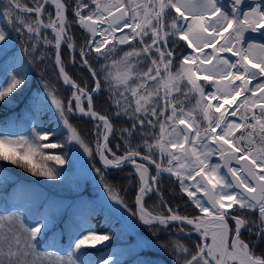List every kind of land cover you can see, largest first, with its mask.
I'll return each mask as SVG.
<instances>
[{"label":"snow or ice","instance_id":"snow-or-ice-1","mask_svg":"<svg viewBox=\"0 0 264 264\" xmlns=\"http://www.w3.org/2000/svg\"><path fill=\"white\" fill-rule=\"evenodd\" d=\"M30 2L31 7L24 0L0 4V51L13 33L22 36L24 51L34 62L50 60L72 93L65 102L45 82L41 96L29 102L28 134L0 129V163L59 180L57 166L67 163L63 149L76 145L89 157H99L102 167L95 172L108 198L137 217L153 237L160 228L168 236L197 234L192 248L179 239L154 245L169 252L173 264H264V248L256 251L264 245V0H75L73 20L68 19L65 0ZM73 23L87 33L82 45L71 34ZM181 42L189 51L177 61ZM62 44L73 64L78 52L80 65L93 78L91 90L66 71ZM121 46L128 50L118 56ZM48 47L54 50L51 56L39 51ZM26 79L22 68L6 74L0 81V102L9 103ZM102 80L115 108L113 117L130 122L119 129L123 147L121 142L111 144L113 120L94 108L93 96L102 91ZM193 97L195 104L186 109ZM47 112L55 126L44 130L41 114ZM76 112L96 122L94 142L86 141L70 122L69 114ZM137 136L139 143H133ZM48 161L55 163L49 166ZM125 167H132L138 177L136 211L104 175ZM164 174L176 179L198 215L181 214L179 205L163 199L159 183ZM153 194L162 211L145 205ZM13 221L17 227L5 228V222ZM53 225L48 215L26 224L22 213L0 211V264H34L42 250L50 254L47 249L54 245L41 242ZM110 239L111 233H98L83 221L71 250H56L64 253L58 255V264H118L111 254L82 259Z\"/></svg>","mask_w":264,"mask_h":264},{"label":"trees","instance_id":"trees-1","mask_svg":"<svg viewBox=\"0 0 264 264\" xmlns=\"http://www.w3.org/2000/svg\"><path fill=\"white\" fill-rule=\"evenodd\" d=\"M4 2H6V0L1 2V4ZM65 2L69 4V11L67 13L68 19L73 20L74 17L71 12V7L74 5L75 0H65ZM85 2H87V0H85ZM24 3L31 5L30 0H24ZM45 11L52 12V14H54L53 12L54 9L50 6H46ZM71 34L74 37L77 46L82 45L87 39V33L79 25L75 23H73L72 25ZM47 35L49 36V38L52 37V33L50 30L47 31ZM12 38H13L14 46L12 45L13 47L11 46L9 49H5V52L2 55L5 58H9L13 60L12 70L7 73L5 69H3L4 64L2 63V60H0V63H1L0 64V70H1L0 80L3 81L5 79L6 74H11L13 72L18 73L21 68L26 73L27 79H26L25 84L20 89H18L16 92L12 94V96L9 98L10 100L9 103L0 102V125H3V127H6L8 125V123H6L7 119L11 121V118L9 117L13 114V112L18 111V109L23 105V103L28 98L33 96V91L35 89L40 90V85L44 84L45 82L55 86V88L58 89V95L62 97L65 100V102L71 96V93H72V89L70 87H65L61 84V82L59 81L57 77L55 66L50 60H46L44 62H39V61L34 62L32 60V57L27 52L24 51L25 41L23 37L13 33ZM39 51H44L49 56H51L54 50L51 47H48V48H41L39 49ZM68 52L69 51H68L67 46L64 45L61 50V57L65 65L67 64ZM121 53L118 52L117 55L119 56ZM75 57L78 59L77 61L78 63H75L67 71L76 81L80 82L82 85L84 83H87L88 88L91 89L93 87V78L89 74L88 70L85 67L80 65L79 63L80 57H79L78 52L75 54ZM101 63H103V61H101ZM96 66L97 65L93 63V67H96ZM101 86H102V91L94 97V107L99 112H102V113L107 112L109 114V117L113 120V123L116 128V131L113 137L110 138L111 144L114 146L115 143L121 142V145L123 147V144L120 138L119 129L121 127H125V128L130 127V122L127 119L113 117L115 108L113 106L112 109L111 108L109 109V102H108L109 92L107 90L108 85L104 83V81L102 80ZM50 116H51V113L41 114V119H43L46 122L44 130H49L51 127L55 126L54 122H51L49 120ZM69 120L75 127H77L78 131L80 132V134L86 141L90 143L94 142V139H95L94 124L96 123L95 121L88 120V119H85L79 116H74L73 114H69ZM133 143H139L138 136L133 138ZM141 151H143V149H141ZM63 153H66L67 163L64 165L57 166V167L61 171L67 168L70 169V167L74 168L75 164L74 162L72 163L71 157L68 151H65L63 149ZM118 154H121V153L118 152ZM47 163L49 164V166H52L54 165L55 162L48 161ZM0 167L3 168L5 172L9 170L11 172L14 171V173L16 174L18 173L24 179L25 182L40 181V179H38L39 176H35L32 173L28 172L27 170L19 168L17 166L9 165L6 163H0ZM132 170L133 169L130 167V168H124L120 171L112 170L111 172L112 174L104 173L107 181L110 184L114 185L116 188H118V190H121V188L125 189L124 193H129L130 199L132 197V193L134 197L136 188L138 186V178L135 174H133L134 172L132 173ZM129 173H132V175L129 176ZM118 175L120 176V178L118 177ZM63 179L64 180L60 178L59 180H56V182L63 183V186L65 185L69 186L68 184L69 181L67 180L66 175H64ZM115 179L117 182L115 181ZM9 180H10V177H8V174H7L4 177V180L2 183L3 184L8 183ZM99 181L101 182L100 177H99ZM89 184H90L89 186H91V183ZM5 187H6L5 189L7 190L8 189L7 185ZM159 187H160V191L163 193V199L167 201V203L173 207H175L176 205H179L181 214H187L190 216L198 214V210L194 208V206L187 199V197L181 192L179 186H177L173 180L171 182L165 178L163 179L161 178ZM64 189L69 190L70 188L65 186ZM5 200L6 199L4 198L3 201ZM145 202H146L145 204L149 206L151 209H154L156 211L163 210L161 207H157L159 205V199L157 198L155 194L151 195L149 198H146ZM3 205L7 206V204H3ZM131 207L134 208V205L132 204ZM93 213L89 214V220H90L91 225L94 227V229L98 233H111V239L108 241L110 242L109 243L110 247L106 246V247L99 248V246H97L95 249H91L90 252L92 251L93 252L94 251L96 252L107 251L108 252V248L114 247L118 243L116 241V235H115L116 234L115 232L118 230V228L114 224V219H115L114 215L112 214L111 211H108V210L106 212L97 211L96 214L92 215ZM92 216L94 217V219L92 218ZM230 222L232 223V221ZM172 227H175V225H172L168 229L169 232H171ZM139 230L144 236H146L148 239L156 243L157 242L166 243L170 239H179L182 243L186 244L189 248H192L193 242L198 240L197 234H194V235H191V237H188V236L176 235L175 233H173L171 236H168L165 234V231L162 228L159 229V235L156 237H153L150 234L148 227L143 224L139 225ZM128 237L134 238L132 234L128 235ZM244 239L246 240L249 239V236L247 233H244ZM251 239H254V237H252ZM262 248H264V245H260L257 248L256 250L257 254H259L260 249ZM142 251L148 254L147 247L145 246L142 247ZM109 254L112 255V253H109ZM163 256L172 258V255H170L169 252H167V255H165L163 251ZM119 257H121L124 261L127 260L123 254H121Z\"/></svg>","mask_w":264,"mask_h":264},{"label":"rangeland","instance_id":"rangeland-1","mask_svg":"<svg viewBox=\"0 0 264 264\" xmlns=\"http://www.w3.org/2000/svg\"><path fill=\"white\" fill-rule=\"evenodd\" d=\"M3 1L4 0H0V4ZM12 45L14 46L13 40H11L7 45H5L3 50L0 51V57L5 52V49H9ZM127 50H128L127 46H121L120 53L122 51H127ZM186 50L187 48L185 47L184 42H181L180 45L176 49L177 61L179 60L180 55L182 53L184 54ZM75 59L77 63L78 59L76 57ZM175 63L176 61H174V65ZM3 69H5L7 73L11 71L12 70L11 61L7 63V65H5V68ZM175 70L176 69L174 66L173 71ZM0 73H1V70H0ZM201 82L205 83L204 81H201ZM77 83H80V82L77 81ZM43 91H44V84H41L40 90L35 89L33 91V96L28 98L23 103V105L18 109V111L13 112V114L9 117L11 118V121H9V119L6 120V122L8 123L7 127L12 128L13 131L18 132L19 134L27 135L30 130V126H31V113H32V109L29 108V102L32 100L34 96H37V97L41 96ZM194 104H195V98L193 97L191 100V103L186 104L185 108L188 109L192 107V105ZM47 113H51V112H47ZM2 128H4L3 125L0 126V129ZM237 135H239V133H237ZM70 149L71 150L68 151V153L71 157L72 163L74 162L75 164L74 167H76V172H81V173H85V175L86 174L88 175V171L90 168L89 166H90L92 157H89L85 152H83L81 148H79L76 145L70 144ZM68 170L69 168L63 171L60 170L61 176H63V178H64V175L67 174ZM5 173H6L5 170L3 168H0V197H5V195L8 194L6 193L5 188H4L6 185L5 184L1 185L2 181L4 180L3 175H5ZM95 174L96 172H95V169L93 168V172L88 176L90 177L91 180H94L93 177L96 178ZM38 179H40V181L27 182L28 183L27 189L22 188V189H18V191L16 192H13L12 198L10 199V204L7 210L22 213L24 216V222L26 224H34L35 221L44 214V212L48 213L49 211L54 209L53 215H55L58 219H60L61 222H64V220H68V221L73 220V219L76 220V223H74L70 227H67L68 233L73 236L72 239L74 240L76 238L77 233L80 230V224L83 221H88L87 218H85V220H81V215H83V212L89 210L92 204L91 199L93 197L87 196V194H85L84 192H81V189L84 187H80L78 189L79 194L75 195L74 191H72L71 189L70 190L64 189L65 186L68 188H70V186H67V185L63 186V183L56 182L55 180H50L46 177H38ZM92 189L95 191V188H92ZM99 193L101 194L100 196H103L102 197L103 199L107 195V193L104 190L103 192H101L100 190ZM28 198H32L31 201H33L34 203H40V201L45 202V205L41 206L38 213H36L35 218L34 216H28L26 213V208L24 204L27 205V203H29V200H27L28 202L26 201V199ZM106 198L108 201L107 210L111 211L112 214L114 215L115 226L118 228L119 231L123 232L124 236H128L132 234L134 237V238L128 237L129 239H126L127 241L125 243L126 244L125 250H134L135 252L136 251L138 252L139 250H141L140 248L144 246L154 247V245L157 244L156 242L148 239L146 236H144L140 232L139 225L143 223L139 221L137 217L132 216L123 207L116 204L114 201L110 200L108 197ZM128 206L129 208H132L130 204ZM4 209L5 208H0V211H3ZM76 209H79L78 210L79 213L76 211ZM132 210L136 211L135 207L132 208ZM70 214L72 215L69 216ZM8 227L15 228L17 227V225L15 224L14 221L12 223L5 222V228H8ZM65 228H66V225H65ZM56 230H57L56 227H54L52 231L48 233V237H50V239H48L47 242H45V240L41 242L42 245H54L53 248L47 249V253H50V254H45V251L42 250L34 258V264H58V255H63L64 253L62 251L57 253L56 250L57 249H68L69 251L71 250L69 249V244L67 245L66 248L61 247L58 241L54 240L56 239V233L59 232ZM180 236H183V235H180ZM119 247L120 245L117 243V245L112 247V249L113 251L114 249H116L115 251H117L119 250ZM154 248H157V247H154ZM91 255H92L91 258L93 257L98 258L97 256H99L98 254L94 256L93 253H91ZM139 256L141 257V255ZM155 256L157 255L155 254ZM142 257L143 259H148V260L153 261V264H163L162 262H157L151 256L144 255ZM135 259L143 260L140 258H135ZM121 263L122 261H118V264H121Z\"/></svg>","mask_w":264,"mask_h":264},{"label":"bare ground","instance_id":"bare-ground-1","mask_svg":"<svg viewBox=\"0 0 264 264\" xmlns=\"http://www.w3.org/2000/svg\"><path fill=\"white\" fill-rule=\"evenodd\" d=\"M18 37V36H17ZM12 40H13V38H12ZM68 51L70 52V50L68 49ZM189 50L187 49L186 51H185V53L184 54H186L187 52H188ZM206 51H211L210 49L209 50H206ZM68 52V59H67V64L65 65V67H66V71L67 70H69V68H71L74 64L73 63H71L70 62V53ZM4 54V53H3ZM2 54V55H3ZM224 55H228L230 58H231V54L230 53H226V54H224ZM0 60H2V63L4 64V67L3 68H5V65H7V63H9L10 61H11V63L13 62V60H10L9 58H5V57H3V56H1L0 57ZM78 63V62H77ZM80 63V62H79ZM213 63H215V61L213 62ZM57 72V71H56ZM68 72V71H67ZM202 83V82H201ZM255 83V82H254ZM89 90H91V89H89ZM209 89H206V91H208ZM99 94V93H98ZM98 94H94V96H93V104H94V97L96 96V95H98ZM239 99V98H238ZM109 102V109L111 108L112 109V107H113V105H112V103H111V101L109 100L108 101ZM213 103H215V101H213ZM87 106V105H86ZM226 107H227V105H226ZM96 110V109H95ZM102 114H104V115H107L108 117H109V114L107 113V112H104V113H102ZM74 116H79V117H81V115L79 114V113H74L73 114ZM110 118V117H109ZM111 119V118H110ZM237 122H239V120L237 121ZM219 131V130H218ZM63 135H66V133H64ZM94 141H95V139H94ZM64 150L65 151H70L71 149H70V144L69 145H67L66 146V148H64ZM138 162H141V163H144V161H138ZM149 166V170H150V173L152 174V175H155V168L152 166V165H148ZM90 168H89V171H88V175H90L92 172H93V168L95 169V167H102V165H101V162H100V160H99V157L98 156H93L92 157V159H91V163H90V166H89ZM1 168V167H0ZM125 168H130V167H125ZM132 168V167H131ZM124 169V168H123ZM133 169V168H132ZM154 169V170H153ZM112 170L113 169H109V170H107V171H105L104 173H110V174H112L111 172H112ZM132 173H133V170H132ZM8 174V177H10V180H9V182L8 183H5V185H7V187L11 190V193H13V192H16V191H18V189H22V188H26L27 189V182H25L24 181V179L17 173H14V171L13 172H11V171H9V170H7L6 171V173H5V175H3V177H5L6 175ZM94 174V173H93ZM133 174H135V173H133ZM85 173H81V172H76V167H74V168H70L69 169V171L67 172V174H66V177H67V180L69 181V186H70V189L72 190V191H74V193H75V195L76 194H79V188L80 187H84V188H82L81 189V192H84L85 194H87V196H90V197H93L92 199H91V201H92V204H91V207L89 208V210H88V214H91V213H93L92 215H94V214H96L97 213V211H104V212H106L107 211V207H108V201H107V198L106 197H108L107 195H106V197L103 199L102 197L103 196H100L101 194L99 193V191L101 190V192H103V190H104V187H103V184H101V182L99 181V175L96 173L95 174V176H96V178L95 177H93V179L94 180H91L90 179V177L86 174L85 176ZM136 175V174H135ZM137 176V175H136ZM2 177V176H1ZM118 177L120 178V176L118 175ZM138 178V177H137ZM163 178H165V179H167L168 181H171L172 182V180L176 183V185L177 186H179V184H178V182L176 181V179L174 178V177H172V178H170L169 177V175L168 174H164L163 176H162V179ZM61 179L62 180H64L63 179V176H61ZM56 181V180H55ZM115 181H116V179H115ZM3 182V181H2ZM31 182V181H30ZM117 182V181H116ZM89 183H91V186H89L90 184ZM3 184V183H2ZM138 187V186H137ZM92 188H95V191L92 189ZM180 188V187H179ZM69 189V190H70ZM117 190H118V188H117ZM122 190V191H121ZM121 190H118L119 191V193H120V195L125 199V201L128 203V205L130 204V206L133 204L134 205V197H133V193H132V197H131V199H130V196H129V193H124V190L125 189H123V188H121ZM105 191V190H104ZM136 191H137V188H136ZM136 191H135V194H136ZM95 192H97V193H95ZM106 192V191H105ZM95 193V194H94ZM135 194H134V196H135ZM184 194V193H183ZM185 196H186V194H184ZM187 197V196H186ZM11 198H12V196H11ZM10 198V199H11ZM187 199H188V197H187ZM27 200H29V203H27V205L26 204H24L27 208H29V209H31L32 208V206H33V201H31L32 200V198H28V199H26V201ZM105 200V201H104ZM189 200V199H188ZM8 202L10 203V200H8ZM24 202H25V200H24ZM28 202V201H27ZM0 203H3V200L0 198ZM146 203V202H145ZM39 204V206L41 207V206H44L45 205V202L43 201V202H41L40 201V203H38ZM146 205V204H145ZM147 206V205H146ZM149 207V206H148ZM150 208V207H149ZM151 209V208H150ZM53 213H54V209H52L51 211H50V217H52L53 219L55 218V215H53ZM199 214V213H198ZM198 214H196V215H198ZM92 218L94 219V217L92 216ZM229 223L231 224V222L229 221ZM54 226V225H53ZM75 228V227H74ZM116 234V241L118 242V244L120 245V247H119V250H120V252H119V250H117V251H115L116 249H114V251H113V249H112V247L111 248H108V252L107 251H98V252H96V251H92V252H88L87 253V255L85 256V257H82V259H88V260H94L95 258L93 257V258H91V253H93V255L95 256V255H99V256H97V257H107L108 255H109V253H112V256H113V258L114 259H116L117 261H122V263L121 264H127V263H129V264H138V262L140 261V260H136L135 258H140V259H143V257L142 256H144V255H150L151 257H153V259H155L157 262H162L163 264H173V258H168L167 256H163V251L164 250H161V249H159L158 247L157 248H154V247H150V246H147V248H148V254L147 253H144V251H142V248H140L141 250H139L138 252L136 251H134V250H125V248H126V239H129L128 238V236H124V234H123V232H121V231H119V230H117L116 232H115ZM61 234V236H64V237H69L70 239H72V235L71 234H69L68 233V231H67V229H64V231L62 232V233H60ZM195 233H193L192 235H194ZM182 235V234H181ZM183 236H185V235H183ZM58 238H59V236L58 235H56V239H54L55 241H58ZM47 239H50V237H46V239L45 240H47ZM109 243L110 242H106L105 244L107 245V247H110V245H109ZM99 246V248H102V247H105V246H102V245H98ZM61 247H67V246H61ZM164 253H165V255H167V251H164ZM121 254H123L124 255V257L127 259L126 261H124L121 257H119ZM155 254L157 255V256H155ZM139 255H141V257L139 256ZM148 255V256H149Z\"/></svg>","mask_w":264,"mask_h":264},{"label":"water","instance_id":"water-1","mask_svg":"<svg viewBox=\"0 0 264 264\" xmlns=\"http://www.w3.org/2000/svg\"><path fill=\"white\" fill-rule=\"evenodd\" d=\"M62 82V81H61ZM97 111V110H96ZM104 115V114H103ZM85 118H88V117H85ZM89 119V118H88ZM141 163V162H140Z\"/></svg>","mask_w":264,"mask_h":264}]
</instances>
